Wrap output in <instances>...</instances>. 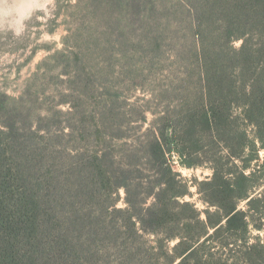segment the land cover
Listing matches in <instances>:
<instances>
[{"label":"trees","instance_id":"16d2710c","mask_svg":"<svg viewBox=\"0 0 264 264\" xmlns=\"http://www.w3.org/2000/svg\"><path fill=\"white\" fill-rule=\"evenodd\" d=\"M64 20L0 92V264H264V0H75Z\"/></svg>","mask_w":264,"mask_h":264},{"label":"rangeland","instance_id":"374dc122","mask_svg":"<svg viewBox=\"0 0 264 264\" xmlns=\"http://www.w3.org/2000/svg\"><path fill=\"white\" fill-rule=\"evenodd\" d=\"M8 0L9 3L20 6L14 27L0 16V40L4 44L0 47V92H5L11 97L19 96L24 81L34 72L35 67L45 57L62 47L61 39L65 35L64 15L66 7L75 0ZM31 1L27 10L21 11V6ZM59 6V15H55L54 8ZM264 158V151L261 153ZM174 168L180 178L192 185L194 181H202L211 175L208 168L188 169L175 163ZM189 200L196 207L203 209L194 186L190 187ZM123 197V192H120ZM119 207L123 206L120 201ZM244 208V203L240 204ZM260 230L250 227L251 238H259L264 242V220Z\"/></svg>","mask_w":264,"mask_h":264},{"label":"clouds","instance_id":"9594fccd","mask_svg":"<svg viewBox=\"0 0 264 264\" xmlns=\"http://www.w3.org/2000/svg\"><path fill=\"white\" fill-rule=\"evenodd\" d=\"M19 15L20 6L9 3L8 0H0V16H2L8 25L14 27Z\"/></svg>","mask_w":264,"mask_h":264},{"label":"bare ground","instance_id":"6f19581e","mask_svg":"<svg viewBox=\"0 0 264 264\" xmlns=\"http://www.w3.org/2000/svg\"><path fill=\"white\" fill-rule=\"evenodd\" d=\"M20 3L22 2V0L19 1ZM31 1H29L27 4H24L21 6V11L23 10H27L30 6H31Z\"/></svg>","mask_w":264,"mask_h":264}]
</instances>
